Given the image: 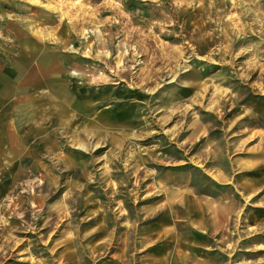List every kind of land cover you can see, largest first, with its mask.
<instances>
[{
    "label": "rangeland",
    "instance_id": "obj_1",
    "mask_svg": "<svg viewBox=\"0 0 264 264\" xmlns=\"http://www.w3.org/2000/svg\"><path fill=\"white\" fill-rule=\"evenodd\" d=\"M0 264H264V0H0Z\"/></svg>",
    "mask_w": 264,
    "mask_h": 264
}]
</instances>
